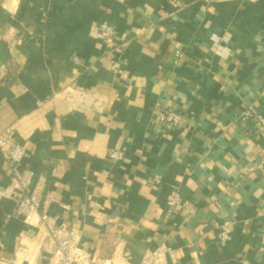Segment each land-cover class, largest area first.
Segmentation results:
<instances>
[{"label":"crops","instance_id":"obj_1","mask_svg":"<svg viewBox=\"0 0 264 264\" xmlns=\"http://www.w3.org/2000/svg\"><path fill=\"white\" fill-rule=\"evenodd\" d=\"M166 110L183 123L165 127ZM8 128L25 194L79 227L92 264L158 247L163 264H264V0H0ZM9 175L0 152V264H56Z\"/></svg>","mask_w":264,"mask_h":264},{"label":"built area","instance_id":"obj_2","mask_svg":"<svg viewBox=\"0 0 264 264\" xmlns=\"http://www.w3.org/2000/svg\"><path fill=\"white\" fill-rule=\"evenodd\" d=\"M170 1L177 5L181 3V0ZM95 30L103 42L114 48L118 46V32L110 22L103 21L98 23ZM177 54H179V51H177ZM160 120L165 127L170 128L181 125L184 117L174 110H166L160 113ZM0 152L4 163L10 170L9 185L20 198L21 206L24 209H29L30 215L39 214V222L53 239L54 262L56 264H92L93 259L90 253L81 245L79 227L57 224L46 211L40 212L41 202L36 194H25L29 178L23 173L21 163L26 155V147L18 141L14 129L8 128L0 133ZM111 156L119 159L122 157V152L118 150L112 151ZM154 179L159 182L161 177L155 175ZM167 203L169 209H176L182 203L181 194L178 192L170 193L167 197ZM231 231V223L229 221L224 222L221 239L223 241L229 240ZM167 252L168 249L163 247L151 249L137 264H163L166 260ZM125 255L129 256L130 252H125ZM97 264H110V262L103 261Z\"/></svg>","mask_w":264,"mask_h":264}]
</instances>
